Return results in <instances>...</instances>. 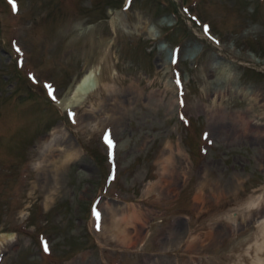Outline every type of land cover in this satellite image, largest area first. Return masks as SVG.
I'll return each instance as SVG.
<instances>
[{
    "label": "rangeland",
    "instance_id": "rangeland-1",
    "mask_svg": "<svg viewBox=\"0 0 264 264\" xmlns=\"http://www.w3.org/2000/svg\"><path fill=\"white\" fill-rule=\"evenodd\" d=\"M116 263L264 264V0H0V264Z\"/></svg>",
    "mask_w": 264,
    "mask_h": 264
},
{
    "label": "bare ground",
    "instance_id": "bare-ground-1",
    "mask_svg": "<svg viewBox=\"0 0 264 264\" xmlns=\"http://www.w3.org/2000/svg\"><path fill=\"white\" fill-rule=\"evenodd\" d=\"M98 84L99 83H98L97 77L95 76V73H92L91 69H87L78 79L72 81L71 88L67 89L63 95L61 94L60 97L56 100L55 104L60 109H67V108H70L74 104H80L83 100H85L88 97V95L92 94L94 91L96 92V90L99 88ZM88 106H91V104ZM110 110L112 109L110 108ZM59 127L58 125L53 126L51 130L49 131V133L46 135L45 139L43 138L44 140H43L42 147L40 149L39 158H43L55 146L59 148L58 151H61L59 153L62 155V157L67 156V155L70 156V154L68 153V152L71 153L72 151V148L70 147V145H65V142L64 144L60 145V142L62 138L64 137V134H62V130ZM43 162L44 161H42V163ZM42 163L39 159V162L35 163L32 166V168L34 169L43 168L44 165ZM113 217H116L115 219L118 218L116 213L113 214ZM118 219H123L122 215ZM118 233L120 234V232Z\"/></svg>",
    "mask_w": 264,
    "mask_h": 264
},
{
    "label": "snow or ice",
    "instance_id": "snow-or-ice-1",
    "mask_svg": "<svg viewBox=\"0 0 264 264\" xmlns=\"http://www.w3.org/2000/svg\"><path fill=\"white\" fill-rule=\"evenodd\" d=\"M16 10V8H15V4L13 3V11H15ZM205 31H207V26H205ZM17 51H19V49H17ZM178 83H179V81H177ZM49 94H51V88H49ZM105 140L109 143V145L111 146V141L110 140H108V137H107V135H105ZM97 215V217L99 216V214L97 213L96 214ZM48 250V248H47V246L45 245V251H47Z\"/></svg>",
    "mask_w": 264,
    "mask_h": 264
}]
</instances>
